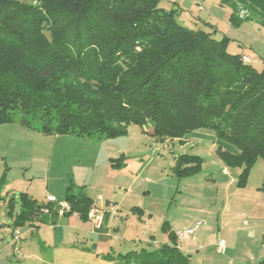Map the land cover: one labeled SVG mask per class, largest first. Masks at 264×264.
Wrapping results in <instances>:
<instances>
[{
	"label": "trees",
	"instance_id": "1",
	"mask_svg": "<svg viewBox=\"0 0 264 264\" xmlns=\"http://www.w3.org/2000/svg\"><path fill=\"white\" fill-rule=\"evenodd\" d=\"M220 3L235 23L264 26V0ZM176 16L159 0H0V123L19 113L23 126L42 123L46 135L82 138L115 136L129 124L151 126L159 140L207 130L234 147L236 153L221 146L219 154L228 166H245V186L256 159H264V70L229 53L227 38L186 28ZM179 163L191 165L188 176L202 160L182 156ZM20 201L17 227L60 217L56 204L27 194ZM65 201L71 211L62 216L87 220L94 207L70 191ZM177 237L168 232L169 242L157 248L103 260L192 264Z\"/></svg>",
	"mask_w": 264,
	"mask_h": 264
},
{
	"label": "rangeland",
	"instance_id": "2",
	"mask_svg": "<svg viewBox=\"0 0 264 264\" xmlns=\"http://www.w3.org/2000/svg\"><path fill=\"white\" fill-rule=\"evenodd\" d=\"M159 1L177 10L180 25L204 30L216 40L227 38L229 53L246 55L250 65L264 70V26L259 22L235 23L220 0ZM21 117L18 113L15 122L0 123V264H101L99 253L110 252L113 244H99L91 223L76 214L15 226L22 194L48 205L49 196L62 202L69 191L91 198L103 212L113 209L123 238L121 254L141 249L135 240L144 241L139 225L144 221L153 243L164 242L168 232L178 236L198 225L194 236L185 239L190 252L183 248L192 264L264 260L262 157L240 186L245 166H228L219 154L221 146L234 147L207 130L185 141L159 140L151 126L129 124L115 136L82 138L46 135L42 123L26 127ZM182 156L200 158L199 170L183 176L191 165H180ZM183 242L177 241L178 246ZM142 247L153 249L154 244Z\"/></svg>",
	"mask_w": 264,
	"mask_h": 264
},
{
	"label": "crops",
	"instance_id": "3",
	"mask_svg": "<svg viewBox=\"0 0 264 264\" xmlns=\"http://www.w3.org/2000/svg\"><path fill=\"white\" fill-rule=\"evenodd\" d=\"M196 133L197 132H194L193 134L195 135ZM228 150L236 153V150H234V151L231 150V149H228ZM94 206L97 207V205L95 203H94ZM112 211H113V209H110V211H108V212L101 211V222H100V224L94 223L90 218H88L87 220L92 225V230H91L90 233H92L94 236H97L98 237V240H99L98 243L99 244H110V245L113 244L110 247L111 248L110 249V252L115 253V254H119L120 253V250L122 249L123 238L119 237L120 230H121L120 228L121 227H115V225H114L115 218H113L114 216H113V212ZM57 219H59V217ZM57 219H55L52 222H56ZM139 225H141V228L144 229V232H145L144 233L145 234L144 241L142 239H136L135 238L136 239L135 242H138L139 245L142 244V246H144V243L147 242L148 244H154V248H157L160 245L169 242L168 237L165 236V241L164 242H162V243H155L154 242L153 243L152 240H149L151 236L149 235V231L147 229L148 224L145 223L144 221H139ZM173 232H175V231L173 230ZM175 234H176V232H175ZM187 237H190V236H186L184 238V240H181V239L177 238V241H184L179 246V248L181 249L182 252H183V248H185L186 252H190L189 247H187V248L184 247V243L186 241L185 239H187ZM152 239H154V237H152ZM142 246H141V249H143ZM114 250H116L117 252H115ZM221 251L222 250L220 248H218V253H221ZM110 252L105 253L104 251H102L101 253H99V255H101V258H99L101 264H111V263H108V262H106V261L103 260V256L106 255V254H108V253H110Z\"/></svg>",
	"mask_w": 264,
	"mask_h": 264
},
{
	"label": "built area",
	"instance_id": "4",
	"mask_svg": "<svg viewBox=\"0 0 264 264\" xmlns=\"http://www.w3.org/2000/svg\"><path fill=\"white\" fill-rule=\"evenodd\" d=\"M244 61L249 62V58L248 57H244L243 58ZM48 201L51 204H56L58 206V212L59 215L62 216L68 212L71 211V206L69 203H67L66 201H57V199L53 196H49L48 197ZM45 213H48V209H44L43 210ZM77 215V214H76ZM89 218L96 224H100L101 222V210H99L96 206L92 207L90 212H89ZM198 225H196L194 228L188 229L185 231V233L183 234H179L178 237H186V236H194L196 230H197ZM224 242H221V246H223Z\"/></svg>",
	"mask_w": 264,
	"mask_h": 264
}]
</instances>
